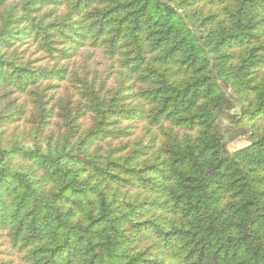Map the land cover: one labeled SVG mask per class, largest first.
Returning a JSON list of instances; mask_svg holds the SVG:
<instances>
[{
  "label": "trees",
  "instance_id": "1",
  "mask_svg": "<svg viewBox=\"0 0 264 264\" xmlns=\"http://www.w3.org/2000/svg\"><path fill=\"white\" fill-rule=\"evenodd\" d=\"M28 44L101 49L119 80L50 103L67 68ZM10 96L30 101L0 107V264H264V0H0Z\"/></svg>",
  "mask_w": 264,
  "mask_h": 264
},
{
  "label": "rangeland",
  "instance_id": "2",
  "mask_svg": "<svg viewBox=\"0 0 264 264\" xmlns=\"http://www.w3.org/2000/svg\"><path fill=\"white\" fill-rule=\"evenodd\" d=\"M25 51V57L31 59H37V64H44L48 67L64 65L67 68V78L60 80L50 81V87L44 92L46 93V99H49L50 103H53L58 98L77 99L80 97L79 86L80 83L78 79H82L86 76L88 81H93L98 87L103 84L104 87L110 88L116 86L119 80L118 74V64L112 59L108 58L101 49H94L88 46H84L78 50L76 56L70 60H60L57 64V59L53 60L50 57H46L45 54L39 50L34 45L28 44ZM46 84H43L41 88H44ZM229 91V89L227 90ZM14 97V96H13ZM12 96L0 98V107L2 106H16L21 101H27L29 103V97H18L17 102H11ZM131 95H126L125 102L131 101ZM1 109V108H0ZM12 109V108H11ZM9 111V110H7ZM235 111V110H234ZM233 111V112H234ZM88 120L86 124L88 125ZM128 121H123L121 124L126 125ZM221 123L226 125L225 119H222ZM131 136L130 139H141L143 143L152 142L155 147L160 144L163 138L160 130L155 126H149L145 120L131 122ZM222 129V128H221ZM223 131V130H222ZM226 139V147L229 151L233 152L240 148H243L249 144L248 136L242 135L236 138H230L231 132L228 134L224 132ZM0 258L5 259L6 255L4 253L0 254Z\"/></svg>",
  "mask_w": 264,
  "mask_h": 264
}]
</instances>
